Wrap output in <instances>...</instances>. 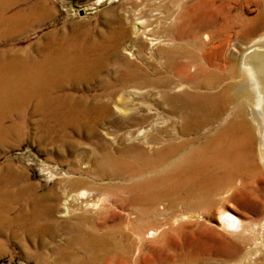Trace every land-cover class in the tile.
<instances>
[{
    "label": "bare ground",
    "instance_id": "obj_1",
    "mask_svg": "<svg viewBox=\"0 0 264 264\" xmlns=\"http://www.w3.org/2000/svg\"><path fill=\"white\" fill-rule=\"evenodd\" d=\"M8 7L11 8L8 0H0V27L8 28L19 20V14L7 15ZM174 16L171 11L154 13L151 28L133 31L130 44L123 49L128 56L123 55L121 77L116 83L102 79L103 92L85 110L61 107L65 97L49 95L63 89L65 81L102 76L110 58L121 48L119 41L100 46L89 55L49 50L33 60L16 57L6 64L0 61L1 123L9 111L23 109L35 98L38 107L45 109L43 119L76 118L72 126L77 133L98 141L100 152L94 164V180H123L120 187L88 179L73 182L72 188L83 187L82 192L69 195L64 203V216L72 218L64 228L75 232L74 235L87 234L82 223L93 227L96 223V219L76 214L92 209L97 211V217L103 215L108 197L114 203L131 206L136 223L146 219L152 235L179 213L193 217L203 211L210 213L217 206L218 219L229 234L250 240L251 235L264 233L261 203L252 205V215L242 213L248 221L225 208L229 195L239 186L253 185L264 175V33L238 56L223 61L219 54L224 44L220 43L216 53L210 54L206 51L209 35L200 36L196 29L177 32L182 44L172 47ZM128 37L123 26V42ZM143 38L149 41L148 48ZM116 97H123V104L128 106L143 104L148 99L151 103L147 105L165 107H149L147 115L124 117L123 148L114 152L98 128L111 118L112 108H118ZM233 104L235 107H229ZM66 126L61 127V132H66L69 121ZM2 130L6 132L5 127ZM7 188L0 185V230L9 231L19 241L25 237L33 243L34 251L24 248L25 261L85 264L76 251L59 248L52 254L43 252L46 236L53 239L60 227L54 219L58 205L37 200L27 204L23 199L25 191ZM117 190L130 197L122 198ZM97 193L107 199L100 201ZM159 216H164L163 221ZM76 237L70 238V245ZM253 244L248 248V257L262 253L264 237ZM97 247L92 255L94 261L103 259Z\"/></svg>",
    "mask_w": 264,
    "mask_h": 264
},
{
    "label": "rangeland",
    "instance_id": "obj_2",
    "mask_svg": "<svg viewBox=\"0 0 264 264\" xmlns=\"http://www.w3.org/2000/svg\"><path fill=\"white\" fill-rule=\"evenodd\" d=\"M8 3L11 8L8 7L7 15L19 14V20L8 28L6 25L0 27V61L4 64L16 57L41 58L49 50L89 55L100 46L120 42L119 52L110 58L102 76L65 81L63 89L49 95L64 96L61 107H75L76 110L90 107L92 99L103 92L102 79L117 82L121 77L124 47L130 44L134 30L151 28L154 13L171 11L176 15L172 21L175 28L172 47L182 44L177 32L196 29L200 36L209 35L206 51L210 54L216 53L220 43L224 44L223 53L219 54L223 61L238 56L264 33V0H8ZM123 26L129 32L124 42ZM142 42L148 48L149 41L143 38ZM116 98H119L118 108H112L111 118L98 128L114 152L123 148L124 117L136 113L147 115L149 107H165L163 104L147 105L151 103L148 99L143 104L128 106L123 104V97ZM37 102L35 98L31 99L23 109L9 111L5 121L0 122V185H6L9 190L25 191L23 199L27 204L37 200L45 205H58L54 219L60 222V227L53 239L46 236L42 242L43 252L52 254L59 248L76 251L85 264H262L264 250L257 257H248L247 252L254 242L263 239L264 233L251 235L250 240L229 234L218 219L219 206L210 213L203 211L193 217L179 213L152 235L146 227V219L136 223L131 206L114 203L108 197L103 215L97 217V211L92 209L76 214L96 219L94 227L89 223L81 224L86 235L82 237L79 232L74 235L75 232L65 229L64 224L72 218L64 216V203L69 195L83 189L81 186L72 188L73 182L80 179L98 182L93 178L95 160L100 152L98 141L90 135L77 133L72 126L76 118L43 119L45 109H40ZM68 121L66 132H61V127L65 125L66 128ZM4 127L6 132L2 130ZM99 184L120 187L123 180L111 182L106 179ZM117 191L122 198L130 197L122 190ZM96 196L100 201L107 199L103 194ZM263 196L264 175L253 185L239 186V190L229 195L225 208L232 215L248 221L242 213L252 215V205L257 202L264 209ZM163 217L158 219L163 221ZM74 236L78 237L70 245L69 240ZM32 244L25 237L19 241L11 237L9 231L0 230V264H36L24 259V248L34 251ZM94 247L103 259L93 260Z\"/></svg>",
    "mask_w": 264,
    "mask_h": 264
}]
</instances>
